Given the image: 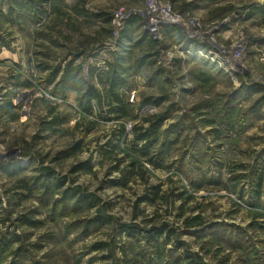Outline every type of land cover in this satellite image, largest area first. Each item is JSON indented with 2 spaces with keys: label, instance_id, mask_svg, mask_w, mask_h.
I'll return each instance as SVG.
<instances>
[{
  "label": "rangeland",
  "instance_id": "obj_1",
  "mask_svg": "<svg viewBox=\"0 0 264 264\" xmlns=\"http://www.w3.org/2000/svg\"><path fill=\"white\" fill-rule=\"evenodd\" d=\"M0 264H264V0H0Z\"/></svg>",
  "mask_w": 264,
  "mask_h": 264
},
{
  "label": "trees",
  "instance_id": "obj_2",
  "mask_svg": "<svg viewBox=\"0 0 264 264\" xmlns=\"http://www.w3.org/2000/svg\"><path fill=\"white\" fill-rule=\"evenodd\" d=\"M17 4V1H15ZM21 6V2H19ZM136 19L132 18L127 22L126 27L121 33V38H129L128 32L131 29V25L135 24ZM150 35V31H145L144 36L148 37ZM152 43V40H149ZM72 63L69 65V69L66 73H64L61 77L62 87L63 89H73L78 93L81 92V80L77 78V68H70ZM102 74V75H101ZM127 69L124 67V63L122 58L115 57L112 62L109 63L108 69L104 72L99 73L100 82H106L107 87L105 88V93L103 91H96L94 88H90V90L86 93L84 92L85 101L83 102V109L89 114H93L96 112L97 108L99 110V115H102V112L106 114H111L112 118L115 120L122 119H133L135 118L132 115V109L130 101H127L124 93L121 91L126 83ZM5 112H9V109H5ZM103 116V115H102ZM164 118H156L155 120L150 122V125L147 127H137L135 130V141L143 142L144 146L141 148L142 150H150L154 145L159 143L160 133L159 128L163 122ZM124 126L122 130H124ZM82 200V198L80 199ZM79 200V201H80ZM5 248H3V252Z\"/></svg>",
  "mask_w": 264,
  "mask_h": 264
},
{
  "label": "built area",
  "instance_id": "obj_3",
  "mask_svg": "<svg viewBox=\"0 0 264 264\" xmlns=\"http://www.w3.org/2000/svg\"><path fill=\"white\" fill-rule=\"evenodd\" d=\"M165 8V7H164ZM169 9V8H168ZM161 10H162V8H161ZM150 14H152V13H156V9H155V7H153V6H151L150 8H149V11H148ZM160 15H162V16H164V17H166V18H168V19H170L173 23H175L176 22V20H175V18H174V16H171L168 12H166V11H164V9L162 10V12L160 13ZM121 19V18H120ZM157 29V27L155 26V27H152L150 30H156Z\"/></svg>",
  "mask_w": 264,
  "mask_h": 264
}]
</instances>
